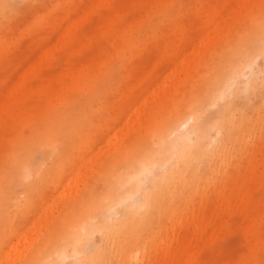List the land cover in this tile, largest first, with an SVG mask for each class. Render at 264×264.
Segmentation results:
<instances>
[{"label": "rangeland", "instance_id": "374dc122", "mask_svg": "<svg viewBox=\"0 0 264 264\" xmlns=\"http://www.w3.org/2000/svg\"><path fill=\"white\" fill-rule=\"evenodd\" d=\"M91 1L11 0L0 17V264H174L190 230L200 247L179 264H264V51L194 115L188 129L208 130L201 141L190 135L193 149L158 145L152 136L199 86L193 74L235 41L257 39V28L264 34V0H110L95 8ZM20 79L34 91L30 117L15 122L4 109ZM44 112L58 137L15 169V148L34 133L26 123ZM145 142L152 168L138 183L123 161ZM194 155L201 172L185 192H173L170 175L194 174ZM161 180L166 190L140 208ZM112 187L117 201L135 194L114 213L105 206ZM93 188L85 235L70 237L65 258L38 254L45 239L62 233L73 207L92 201ZM128 243L139 252L124 261Z\"/></svg>", "mask_w": 264, "mask_h": 264}, {"label": "bare ground", "instance_id": "6f19581e", "mask_svg": "<svg viewBox=\"0 0 264 264\" xmlns=\"http://www.w3.org/2000/svg\"><path fill=\"white\" fill-rule=\"evenodd\" d=\"M9 1L11 0H0V17H2V15H4L5 11L8 9ZM93 1L94 0H92L91 2ZM109 1L110 0H96V2L93 3L92 7L95 8L100 3L103 5H107L109 4ZM72 4L73 2H71L69 12H72L73 10ZM87 7L89 6H85V8ZM92 7L87 9V11H83L80 16L90 15V9L92 10ZM83 10L85 9L83 8ZM69 12H65V16L67 20L71 24H73L75 20L71 18L72 16ZM120 12L111 15L109 19L110 24L114 26L117 25V21L115 22V18L122 15V13ZM256 34L258 37L257 39H253L251 35H246L243 39L235 41L232 45V48L229 50L231 51L230 53L228 52L223 56H218L219 59L217 58L214 65L209 66L206 70H202L201 72L199 71L198 75L193 74L192 80L199 77L198 80H194V83L197 81L200 82L199 86L196 88L194 86L192 92L186 94L183 97L181 103L177 105L174 114L167 117L160 123H157L156 127L152 131V136L155 137L156 143L158 145L165 144L169 148L176 150L179 148H184L187 151L193 149V146H191L189 139L191 134L196 133L192 129H188L190 121L193 119L196 113L205 111L206 107L210 105L211 101L216 96L220 97L222 95V88L224 87V85H226V82L240 76L243 69L253 63L256 54L264 51V34H262L261 30H259L258 28L256 29ZM72 36H74V33H72ZM36 72L37 70L35 67L33 68L32 73L35 74ZM22 80H19L20 83L18 84V87H15L10 91V99L5 103V112H7V115L10 118L16 119L15 122L20 121L23 118L30 117L28 113L31 111V108L28 104L29 101L27 100H29L30 95L32 96L34 88L23 87V83H25V81ZM76 114L78 113H75V117L71 120L70 132H73L75 130L77 131L82 124V121L78 118L79 116L76 117ZM51 123V114L49 112L42 113L38 117L37 121H34L33 118L32 121L29 120L26 123L30 125V127L34 125V133L30 134L27 137H23L19 141L20 145L15 148L13 153L15 159V169L19 168L20 163L22 160H24V158H26L27 156L36 155L38 148L42 143L46 142L47 144L51 145V143L56 140V137H58L59 133L53 130V126ZM198 128H200L201 131L196 134V138L199 141L206 139L208 127L198 125ZM76 131L74 133H76ZM223 146H225V143L223 144ZM58 148L61 149V147ZM195 149L196 148H194V150ZM152 151L153 150L149 147L148 143L145 142L143 144L142 151L135 149L134 152L132 151L131 153H129V155H127L123 161L126 172L130 174L132 178L137 180L138 183L143 182L147 173L151 172L152 164L150 162H147L146 160L148 159V157H150ZM195 156L196 155H194V160H192L190 164L194 165L197 168V171L194 172V174L175 171L172 173V175H170V180L172 181L171 190L173 192H185L189 185L188 183L192 182L193 179L196 178L195 174L201 172L200 164H198L199 162L196 160ZM178 160L182 161L183 158L179 157ZM134 168L136 170L132 173L131 171ZM46 181L47 176L45 175L43 182ZM166 188L167 183L165 181L161 180L160 182H158L151 190L146 193V196L144 197V203L140 208L150 204V202L157 195L166 190ZM13 189H15V187H13ZM94 189L95 188H93L90 192L92 201H90V199H87V202H84V206L81 209L73 207L72 212L68 214L60 224L62 225V233L55 237L50 236L45 239L43 244L37 251L38 254H40L41 251L43 253L54 250V253H57V251H62L61 257L65 258L67 256L65 246L70 241V237L74 235L75 232H78L79 236L85 235L83 233L87 231V224L93 220V216L91 215V205L95 200ZM114 191L115 187H112L107 195L110 202L105 204V206L108 207V212L110 213H114V211L118 206H120V204H122L128 198L134 197L135 195L134 193L133 196L130 194H126L125 196L119 198L121 200L117 201V197ZM124 217L125 218L120 220L118 223V230L127 219L126 216ZM79 240H81V238H79ZM198 241V235L192 230L188 231L186 235L181 237L178 241L177 249L173 253L174 264H179V261L183 260L184 255H192L193 251L197 250V248L200 247ZM128 244L130 245L122 252V258L124 261H129L132 254L135 258H137L139 252L138 248L135 249V251L132 250V243ZM37 253L35 254V257H37ZM74 253H78V250L74 249ZM51 255L52 254H50L48 257H50Z\"/></svg>", "mask_w": 264, "mask_h": 264}]
</instances>
